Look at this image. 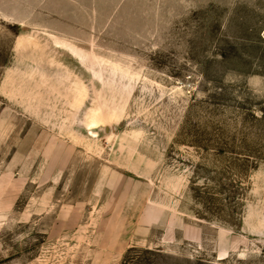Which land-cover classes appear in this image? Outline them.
<instances>
[{"label": "rangeland", "instance_id": "obj_1", "mask_svg": "<svg viewBox=\"0 0 264 264\" xmlns=\"http://www.w3.org/2000/svg\"><path fill=\"white\" fill-rule=\"evenodd\" d=\"M0 264H264V0H0Z\"/></svg>", "mask_w": 264, "mask_h": 264}]
</instances>
